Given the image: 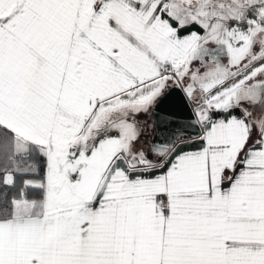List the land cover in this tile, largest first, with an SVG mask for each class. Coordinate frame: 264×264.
<instances>
[{
	"label": "snow or ice",
	"instance_id": "1",
	"mask_svg": "<svg viewBox=\"0 0 264 264\" xmlns=\"http://www.w3.org/2000/svg\"><path fill=\"white\" fill-rule=\"evenodd\" d=\"M0 264H264V0H0Z\"/></svg>",
	"mask_w": 264,
	"mask_h": 264
},
{
	"label": "water",
	"instance_id": "2",
	"mask_svg": "<svg viewBox=\"0 0 264 264\" xmlns=\"http://www.w3.org/2000/svg\"><path fill=\"white\" fill-rule=\"evenodd\" d=\"M152 120L153 133L150 137L149 147L153 142L162 144L167 139L175 141L182 135H194L195 131L191 128L185 130L181 127L188 123L192 117V109L183 94L178 91L156 110L154 115L148 114Z\"/></svg>",
	"mask_w": 264,
	"mask_h": 264
},
{
	"label": "crops",
	"instance_id": "3",
	"mask_svg": "<svg viewBox=\"0 0 264 264\" xmlns=\"http://www.w3.org/2000/svg\"><path fill=\"white\" fill-rule=\"evenodd\" d=\"M191 107V106H190ZM148 118H149V120L148 119H146L144 122H143V125H142V127H141V129H142V138H143V140H147L148 141V145H149V141H150V137H151V135H152V133H153V125H152V120H151V118L149 117V115H148ZM179 139H176L174 142L177 144V146H179L180 145V142H181V140H184V141H186V140H188V139H190L191 138V136L190 135H182V136H180V137H178Z\"/></svg>",
	"mask_w": 264,
	"mask_h": 264
},
{
	"label": "rangeland",
	"instance_id": "4",
	"mask_svg": "<svg viewBox=\"0 0 264 264\" xmlns=\"http://www.w3.org/2000/svg\"><path fill=\"white\" fill-rule=\"evenodd\" d=\"M137 119H138V121H139L140 127H142L143 122H144L146 119L149 120V118H148V114H142V115H139V116L137 117ZM141 142H142L146 147H149V145H148V141H147V140H143L142 137H141Z\"/></svg>",
	"mask_w": 264,
	"mask_h": 264
}]
</instances>
